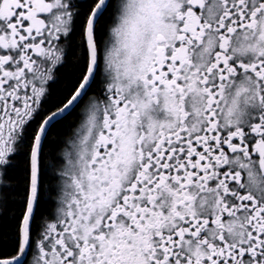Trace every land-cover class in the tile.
<instances>
[{
	"label": "snow or ice",
	"instance_id": "1",
	"mask_svg": "<svg viewBox=\"0 0 264 264\" xmlns=\"http://www.w3.org/2000/svg\"><path fill=\"white\" fill-rule=\"evenodd\" d=\"M0 264H264V0H0Z\"/></svg>",
	"mask_w": 264,
	"mask_h": 264
},
{
	"label": "trees",
	"instance_id": "2",
	"mask_svg": "<svg viewBox=\"0 0 264 264\" xmlns=\"http://www.w3.org/2000/svg\"><path fill=\"white\" fill-rule=\"evenodd\" d=\"M54 87H59V86L57 85V86H54Z\"/></svg>",
	"mask_w": 264,
	"mask_h": 264
}]
</instances>
